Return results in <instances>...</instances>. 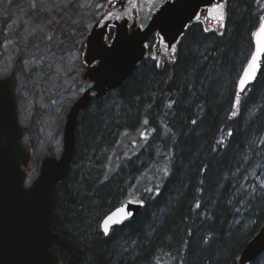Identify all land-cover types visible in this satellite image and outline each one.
<instances>
[{
    "label": "trees",
    "instance_id": "16d2710c",
    "mask_svg": "<svg viewBox=\"0 0 264 264\" xmlns=\"http://www.w3.org/2000/svg\"><path fill=\"white\" fill-rule=\"evenodd\" d=\"M261 4L232 2L223 31L195 25L173 65L147 57L124 86L81 113L54 205L62 264H240L264 224V188L243 215L235 199L247 177L264 178V69L239 105L235 96ZM95 18L85 9L79 33ZM3 37L0 30V55ZM25 129L33 148L34 130ZM127 200L144 201L139 216L104 236L102 216ZM250 264H264V254Z\"/></svg>",
    "mask_w": 264,
    "mask_h": 264
},
{
    "label": "water",
    "instance_id": "95a60500",
    "mask_svg": "<svg viewBox=\"0 0 264 264\" xmlns=\"http://www.w3.org/2000/svg\"><path fill=\"white\" fill-rule=\"evenodd\" d=\"M126 2L114 0L109 8L118 6L123 10ZM216 2L220 0H168L151 16L144 28L137 22L136 13L131 25L128 17L106 20L102 25L103 14L81 44L85 49L82 53L84 71L81 79L92 83V86L73 103L67 114L62 154L42 158L39 176L28 187L25 186L28 178L26 168L32 152L26 146V130L19 118L17 82L13 76L0 77V264H62L56 247L63 243V238L54 230V205L58 184L64 181L74 162L80 114L90 106L92 100H101L128 82L145 59L148 50L145 45L152 36L160 33L171 48L186 33L185 25L194 21V14L203 8L202 16L205 17L208 6ZM212 23L219 24L215 21ZM110 28H114L115 35L108 43L106 36ZM160 36L155 47L157 55L161 50ZM254 47L255 44L252 51ZM177 50L178 45L176 53ZM263 68L264 62L255 80L244 91L240 90L238 79L236 95L239 93L242 97L258 81ZM122 204L134 215L122 224L112 225L107 235L114 228L134 221L144 207L143 204L127 200L116 208ZM110 213L101 221L103 232L104 219ZM263 253L264 224L241 252L240 264H250Z\"/></svg>",
    "mask_w": 264,
    "mask_h": 264
},
{
    "label": "rangeland",
    "instance_id": "374dc122",
    "mask_svg": "<svg viewBox=\"0 0 264 264\" xmlns=\"http://www.w3.org/2000/svg\"><path fill=\"white\" fill-rule=\"evenodd\" d=\"M128 1L131 6L125 12L114 7L110 12L112 15L109 16L108 13L107 18H132L133 10H136L138 22L145 27L152 14L168 0ZM112 2L113 0L98 4L95 0H0V30H3L4 36L0 77H9L13 73L18 75L19 82L15 75L13 77L18 84L16 95L19 118L23 127L31 125L34 130V145L31 147L33 156L27 169V185L39 175L42 158L52 155L59 157L63 151L67 114L73 103L91 86L90 83L81 81L83 70L80 45L93 23ZM87 8L94 10L96 18L92 23L86 22V34L83 35L82 30L79 33L78 20ZM107 40L110 43L111 38ZM24 140L29 147L31 137L28 135ZM247 180L235 194V199L239 200L237 211L240 215L248 211L249 208L245 207L249 199H254L259 188H264L263 177H258L251 184ZM242 219L243 216L239 221Z\"/></svg>",
    "mask_w": 264,
    "mask_h": 264
},
{
    "label": "snow or ice",
    "instance_id": "6c2138e0",
    "mask_svg": "<svg viewBox=\"0 0 264 264\" xmlns=\"http://www.w3.org/2000/svg\"><path fill=\"white\" fill-rule=\"evenodd\" d=\"M111 2V0H109ZM163 2V0H161ZM257 3H260V0H257ZM133 7H135V4H132ZM226 0H220V2L212 4L211 7L207 9L208 16L205 17V19H210L212 21H215L220 24V26H223L226 11ZM261 7H264V4H261ZM112 14L109 13V16ZM119 19V17H116ZM194 18L199 21L201 19V14L195 13ZM191 20V18H189ZM141 27H144V25H141ZM187 27V25H185ZM205 31H208V29H205ZM253 39H254V50L250 54V58L247 61V64L243 67L242 74L240 75L238 85L241 91H244L246 87L256 78L258 70L261 68L262 62H264V15L260 16L259 18V24L256 27V29L251 33ZM157 36H160V33H157ZM161 41H163V36H160ZM145 47H148V45H145ZM167 48V45H166ZM172 50L175 51V46H172ZM240 103V94L237 93L236 95V105H239ZM237 113L235 111L232 112V116H235ZM147 123V121H145ZM195 123V121H193ZM232 133L229 132V135ZM148 191H151L150 189ZM157 192L159 189L156 190ZM138 204H143V200L133 201ZM199 207V205H197ZM134 215L133 212H131L126 205H121L120 207L116 208L114 211H112L103 222V229L105 235H107L110 231V228L112 225L116 224H122L125 220L129 219Z\"/></svg>",
    "mask_w": 264,
    "mask_h": 264
},
{
    "label": "flooded vegetation",
    "instance_id": "af4514ba",
    "mask_svg": "<svg viewBox=\"0 0 264 264\" xmlns=\"http://www.w3.org/2000/svg\"><path fill=\"white\" fill-rule=\"evenodd\" d=\"M235 1H237V0H226V6H225L226 16H225V20H224L223 26H220V24L214 25L210 19L206 20L205 17L208 16V12L205 15V17L202 16V11H203V8H202L198 12L199 14H201V19L199 21H197L194 18V21L187 26L186 33H184L183 37L180 38V40L178 41V51H177V53H176V45H174L175 46V51H173L172 47L170 48L167 43H165L164 41H161L160 42L161 43V50H160V53L157 55L156 50H155V43L158 41V38L155 35V36H153L151 38V40H149L148 50H147V57L151 58L157 65L160 66V68L167 67L168 65H173V63L175 62V60L179 56L178 53H179L180 45L182 44L181 41L184 39V36L189 32V29H191L192 27L197 25V26H200L203 30L208 29L207 32H221V31H223L225 26H226V24H227V21H228L227 17H228V11H229V8H230V4L232 2H235ZM216 3H218V2H216ZM129 6H131L130 1H128L125 4V8L123 9V11L125 12L129 8ZM209 7H211V5L208 6V8ZM135 12L137 13L136 10H133L132 18L128 16L130 24L132 23V19H134V13ZM125 14L127 15V12ZM105 19H107V16L105 17ZM111 31H112V29H111ZM166 45H167V48H166Z\"/></svg>",
    "mask_w": 264,
    "mask_h": 264
},
{
    "label": "bare ground",
    "instance_id": "6f19581e",
    "mask_svg": "<svg viewBox=\"0 0 264 264\" xmlns=\"http://www.w3.org/2000/svg\"><path fill=\"white\" fill-rule=\"evenodd\" d=\"M258 26V25H257ZM257 26H255L254 27V30L256 29V27ZM253 30V31H254ZM252 31V32H253ZM251 40H252V43H253V45H254V39H253V37L251 36ZM251 49H253V46H252V48ZM251 52H252V50H251ZM251 54V53H250ZM249 57H250V55H249ZM249 57L247 58V60L249 59ZM247 60L245 61V64H246V62H247ZM245 64L243 65V67L245 66ZM242 67V68H243ZM264 69V68H263ZM242 71V70H241ZM263 71V70H262ZM261 74H262V72H261ZM261 74H260V76H261ZM239 77H240V75L238 76V78H237V80H236V82H235V86H236V83H237V81H238V79H239ZM260 78V77H259ZM259 80V79H258ZM255 84V83H254ZM254 85H252L251 87H253ZM250 87V88H251ZM250 88H248L245 92H244V94L250 89ZM243 94V95H244ZM235 96H236V88H235ZM243 97V96H242ZM242 97H240V98H242ZM20 122H21V120H20ZM22 124V123H21ZM262 138H264V135L262 136ZM26 146H27V144H26ZM27 148L29 149V147L27 146ZM32 152V151H31ZM33 153V152H32ZM28 169V167L26 168V171H28L27 170ZM28 178H29V175H28ZM28 178H27V180H28ZM27 180H26V182H25V186H27ZM35 180V179H34ZM33 180V181H34ZM28 187V186H27ZM117 206H119V204H117L115 207H113L111 210H113L114 208H116ZM111 210L109 211V212H107L106 214H108V213H110L111 212ZM161 210H159L158 211V213H157V217H153V218H150V220H149V222L150 223H152V224H154V226H157V224H159L160 222H161V220H162V214H161ZM106 214H104V216L106 215ZM104 216H102V219L104 218ZM102 219L100 220V228H101V221H102ZM120 228H123V227H120ZM120 228H114L113 230H112V232L114 231V230H116V229H120ZM101 231H102V228H101ZM112 232L109 234V235H105L104 234V232L102 231V233L104 234V236H110L111 234H112ZM248 244V243H247ZM247 244H246V246L243 248V250L247 247ZM242 250V251H243ZM241 251V252H242ZM241 254V253H240ZM264 254V253H263ZM240 256V255H239Z\"/></svg>",
    "mask_w": 264,
    "mask_h": 264
}]
</instances>
